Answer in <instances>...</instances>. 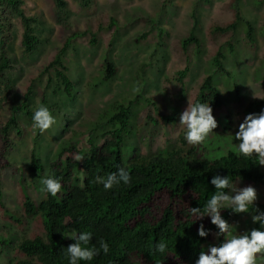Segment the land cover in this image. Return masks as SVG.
Returning a JSON list of instances; mask_svg holds the SVG:
<instances>
[{"label":"rangeland","instance_id":"rangeland-1","mask_svg":"<svg viewBox=\"0 0 264 264\" xmlns=\"http://www.w3.org/2000/svg\"><path fill=\"white\" fill-rule=\"evenodd\" d=\"M66 2V16L60 19L53 0L24 1V12L37 19L33 26L39 42L31 54L20 43L21 24L13 22L7 47L11 68L6 71V83L10 87L0 85V121L9 105L20 101L31 85V108L49 107L57 124L40 134L32 128V120L22 117L25 133L9 156L13 166L0 174L2 199L21 220L3 217L0 210V239L8 241L6 246L0 244V264H14L23 257L16 248L23 237L42 234L41 217L26 216L24 199L30 195L35 203L39 201L43 194L40 181L49 175L50 162L59 149L73 144L81 153L89 152L112 127L110 117L118 104L131 107L123 132L124 158L133 151L147 154L173 147L204 148L206 156L213 158L216 155L210 147L238 150V142L231 137L245 116L243 108L251 99L264 98V0H95L90 8H81L78 0ZM236 12L235 26L213 29L231 23ZM192 30L199 44L183 48L181 41ZM64 42L72 97L63 93L54 72L41 73ZM217 51L222 54L221 70L212 62ZM105 60L115 67L111 78L104 76ZM208 74L213 75L223 100L213 111L218 127L203 144L190 146L178 123L179 114L187 104L197 102ZM49 75L52 79L47 84ZM32 149L43 164L36 173L27 169ZM77 155L67 152L62 161L77 162ZM252 186L257 200L264 202V184ZM228 222L236 224L239 232L259 227L249 214ZM218 242L213 235L204 245L205 252L208 245ZM257 264H264V257L258 256Z\"/></svg>","mask_w":264,"mask_h":264},{"label":"trees","instance_id":"trees-1","mask_svg":"<svg viewBox=\"0 0 264 264\" xmlns=\"http://www.w3.org/2000/svg\"><path fill=\"white\" fill-rule=\"evenodd\" d=\"M24 1L0 0V85L6 88L10 87L6 83V71L11 68L7 47L13 35L15 20L22 27L20 43L23 51L31 54L38 47L39 41L33 26L37 19L24 12ZM53 3L60 19L65 17L66 0H53ZM94 3L95 0H78L81 8H90ZM235 16V20L225 27L215 25L213 29L222 31L235 26L239 17L237 12ZM90 40L91 43L95 42L94 34ZM181 43L183 48L191 44L198 46L195 31L192 30ZM66 49L67 44L64 42L41 73L54 72V78L61 84L63 93L72 97L73 83L64 62ZM221 59V51H217L212 58V62L220 70ZM104 62V76L111 78L116 72L115 67L107 60ZM51 79L52 76L49 75L47 84ZM31 90V85L27 86L21 100L12 102L5 119L0 121V174L13 166L9 156L25 133L22 117L32 120L34 110L29 104ZM235 95L239 97L238 94ZM197 101L209 102L213 111L223 105L212 74L203 79ZM262 109L264 98L251 99L245 104L243 111L246 115L259 113ZM130 110L129 105L116 106L110 117L112 127L102 134L101 142L89 152L81 153L73 144L59 149L57 158L50 162L49 175L60 178L61 192L56 197L43 192L37 203L30 195L25 196V214H37L41 217L43 232L41 235L23 237L17 243L16 248L23 257L14 264H68L66 248L74 243L70 236L79 235L82 231L93 233L89 247L99 248L101 242H106L109 252L104 254L101 251L91 262L81 261L80 264H195L199 253L205 252L204 243L213 239L216 228L210 223V217H204L202 222L212 230V234L207 238L199 237L197 227L201 221L192 223L195 217L190 214V208H203L214 194L215 188L210 183L212 176L228 175L233 182L264 184V169L257 159L241 157L229 146L222 151L210 147L209 150L216 155L213 158L206 156L204 148L193 151L192 148L176 147L166 152L147 154L133 151L124 158L123 132L128 126ZM88 142L86 140L85 143ZM67 152L78 153L83 158L77 162L68 159L62 161ZM74 167H77L75 173ZM120 167L130 172V182H121L112 189L105 190L103 184L97 182V176L106 178ZM27 169L30 173L43 169L40 156L33 149ZM20 181L23 183L24 178ZM1 182L0 175L1 214L19 222V216L10 211L2 199ZM255 203L264 210V202ZM244 214L247 213L234 214L230 209L222 210V216L226 220ZM160 241L168 245L166 254L153 251L154 245ZM7 243V240L0 239V244L8 245Z\"/></svg>","mask_w":264,"mask_h":264},{"label":"clouds","instance_id":"clouds-1","mask_svg":"<svg viewBox=\"0 0 264 264\" xmlns=\"http://www.w3.org/2000/svg\"><path fill=\"white\" fill-rule=\"evenodd\" d=\"M178 123L183 126L185 130L184 139L190 146L203 144L214 132L213 130L218 127L213 109L207 101L187 104L179 114ZM56 124L57 119L49 107L41 104L34 110L32 128L38 130L40 134L52 129ZM231 139L238 142V150L235 151L241 157H255L258 164L264 166V109L259 113L246 114L242 122L238 124V130L235 131ZM82 158L83 155L75 157L77 161ZM96 179L98 183L103 184L105 190H109L121 182L128 184L131 175L125 168L120 167L116 172L107 175L106 178L97 176ZM239 182L248 185L238 187L236 183ZM40 183L42 185L41 191L53 197L61 192L62 183L58 177L49 175L42 178ZM210 183L214 186L215 192L203 208H190V214L195 217L192 223L197 220L201 221L197 227V235L201 238H207L212 234V230L206 228L202 221L204 217H210V223L216 228L214 236L224 239L222 242L218 239V243H220H217L218 245H208L207 252L201 251L195 264H257V257H264V210H261L255 203L261 201L257 200V190L252 186L258 184L233 182L228 175L223 177L213 175ZM227 209H230L231 213L234 214H249L252 223L258 224L259 227L242 232L237 231L236 224L229 223L222 216V210ZM228 233L231 235L225 238ZM70 237L74 243L66 248L68 264H80L81 261L91 262L94 257L101 254V251L104 254L109 252V245L106 242H101L99 248L89 247L93 237L91 231H82L79 232V235L75 234ZM167 249V243L160 241L154 245L153 251L166 254Z\"/></svg>","mask_w":264,"mask_h":264}]
</instances>
